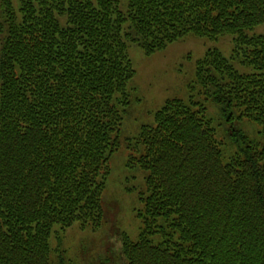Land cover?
I'll return each mask as SVG.
<instances>
[{"label":"trees","instance_id":"obj_1","mask_svg":"<svg viewBox=\"0 0 264 264\" xmlns=\"http://www.w3.org/2000/svg\"><path fill=\"white\" fill-rule=\"evenodd\" d=\"M262 24L264 0H0V264H50L54 228L103 225L131 43L150 55L233 35L232 58L255 72L208 50L196 83L264 133V33L248 34ZM195 105L167 99L130 143L148 194L145 229L122 235L125 264H264V147L224 162Z\"/></svg>","mask_w":264,"mask_h":264},{"label":"rangeland","instance_id":"obj_2","mask_svg":"<svg viewBox=\"0 0 264 264\" xmlns=\"http://www.w3.org/2000/svg\"><path fill=\"white\" fill-rule=\"evenodd\" d=\"M262 33L264 24L248 32ZM208 50H219L241 74L255 72L232 58L233 35L212 40L188 34L150 55L137 44H129L128 55L135 76L126 89L128 105L117 104L122 121L117 135L118 147L108 159L109 173L101 198L104 223L96 229H82L78 223L65 231L54 228L50 264H125L122 235L136 241L145 229L144 200L148 194L147 172L138 166H129L130 156L134 155L130 143L142 125L154 124V112L167 99H190L196 103L195 107L204 108V115L211 120L215 137L221 142L224 162L248 146L264 147V133L259 125L239 118L234 108L215 103L211 89L205 92L196 83V62ZM163 226L165 224L160 223L154 228L157 232L150 236L155 244L166 238L159 231Z\"/></svg>","mask_w":264,"mask_h":264}]
</instances>
